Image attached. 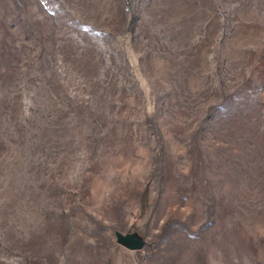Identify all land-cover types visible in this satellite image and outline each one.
<instances>
[{
	"label": "rangeland",
	"instance_id": "1",
	"mask_svg": "<svg viewBox=\"0 0 264 264\" xmlns=\"http://www.w3.org/2000/svg\"><path fill=\"white\" fill-rule=\"evenodd\" d=\"M0 264H264V0H0Z\"/></svg>",
	"mask_w": 264,
	"mask_h": 264
},
{
	"label": "water",
	"instance_id": "2",
	"mask_svg": "<svg viewBox=\"0 0 264 264\" xmlns=\"http://www.w3.org/2000/svg\"><path fill=\"white\" fill-rule=\"evenodd\" d=\"M118 235V242L121 244L123 243L128 248H137L141 244V239L139 235L131 233V234H119Z\"/></svg>",
	"mask_w": 264,
	"mask_h": 264
}]
</instances>
